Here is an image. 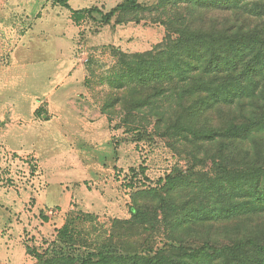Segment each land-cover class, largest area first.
Returning <instances> with one entry per match:
<instances>
[{"label":"rangeland","instance_id":"1","mask_svg":"<svg viewBox=\"0 0 264 264\" xmlns=\"http://www.w3.org/2000/svg\"><path fill=\"white\" fill-rule=\"evenodd\" d=\"M94 1L96 5L83 10L97 8L105 14L124 0ZM157 1L138 0L148 7ZM67 2L0 0V187L29 190V205L33 204V196L44 187L36 154L46 163L47 174L71 167L72 177L67 182L77 189L71 217L64 220L70 225L71 239H58V233L39 236L36 245L27 249L35 264V254L50 256L52 250H61L63 254L86 255L105 244L119 245L126 256L164 259V264H205L207 257L219 250L217 241L224 237L221 225L214 231L201 225L188 227L183 245L170 242L160 227L150 230L115 224L111 228L115 220L132 219L131 198L136 190L159 189L173 170L188 167L185 155L179 153L182 148L173 149L174 142L165 138L163 131H156L153 125L144 129L123 115H110L105 108L111 93L108 78L118 71L113 50L124 54L149 52L163 42L165 29L149 21L112 22L97 28L85 17L84 22L76 23L67 18ZM92 17L99 20L98 14ZM24 71L27 80L22 79ZM8 74L16 84L8 81L6 89ZM84 77H88L86 84ZM135 126L137 131L132 130ZM7 147L18 152L7 151ZM237 156L234 154L233 159ZM208 159L195 168V173L204 175L213 170ZM233 159L229 172L236 184L244 180L235 172L248 163ZM210 188L206 186L202 192ZM52 211L49 216L55 215ZM244 222L248 226L239 233V240L252 233L264 235V213L232 221V234L236 235Z\"/></svg>","mask_w":264,"mask_h":264},{"label":"trees","instance_id":"2","mask_svg":"<svg viewBox=\"0 0 264 264\" xmlns=\"http://www.w3.org/2000/svg\"><path fill=\"white\" fill-rule=\"evenodd\" d=\"M68 10L74 22L89 17L97 28L149 21L165 29L163 42L149 52L113 50L118 71L108 78L111 93L105 108L144 129L153 125L163 131L174 142L173 149L182 148L179 153L188 167L173 170L159 189L136 190L132 219L115 220L111 228L160 227L170 242L183 245L188 227L214 231L221 225L224 237L217 241L218 253L209 255L205 264H264V235L252 233L239 240L247 222L236 235L231 229L234 220L264 213V0H158L153 7L124 0L105 14L97 8ZM234 154L238 156L233 159ZM207 159L213 170L195 173ZM232 159L248 163L235 172L244 180L236 184L229 172ZM206 186L212 189L202 192ZM69 226L66 222L57 232L58 239H71ZM35 258L38 264L165 262L126 256L115 244L86 255L52 250L50 256Z\"/></svg>","mask_w":264,"mask_h":264},{"label":"crops","instance_id":"3","mask_svg":"<svg viewBox=\"0 0 264 264\" xmlns=\"http://www.w3.org/2000/svg\"><path fill=\"white\" fill-rule=\"evenodd\" d=\"M92 5H96V1L68 0L67 2V6L73 11L87 9ZM102 6H106L105 3H102ZM68 14L67 18H71L70 12ZM22 74V79H29L25 71ZM35 77L37 82L38 77ZM14 80L10 74L5 76V84H7L5 88L7 89L8 81L16 84ZM0 82H3L2 78ZM7 151L18 152L11 147H7ZM34 155L42 168L41 183L44 187L39 194L33 196V204L29 205L31 199L29 190L0 187V264H35L27 246L36 245L39 236L56 235L65 225L64 220L69 218L70 211L74 209L71 203L77 189L70 187L68 184L71 182H67L72 177L71 167H65L62 172L59 173L58 170L50 175L46 173V163L41 161L38 155ZM52 210H55V215L49 216ZM28 239L32 241L27 242Z\"/></svg>","mask_w":264,"mask_h":264},{"label":"built area","instance_id":"4","mask_svg":"<svg viewBox=\"0 0 264 264\" xmlns=\"http://www.w3.org/2000/svg\"><path fill=\"white\" fill-rule=\"evenodd\" d=\"M49 214H53V211H50Z\"/></svg>","mask_w":264,"mask_h":264}]
</instances>
